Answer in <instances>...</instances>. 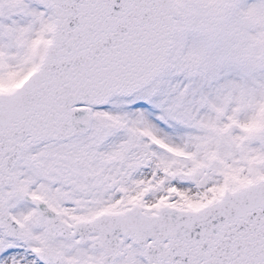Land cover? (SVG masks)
Masks as SVG:
<instances>
[{
  "label": "snow or ice",
  "instance_id": "obj_1",
  "mask_svg": "<svg viewBox=\"0 0 264 264\" xmlns=\"http://www.w3.org/2000/svg\"><path fill=\"white\" fill-rule=\"evenodd\" d=\"M0 264H264V0H0Z\"/></svg>",
  "mask_w": 264,
  "mask_h": 264
}]
</instances>
